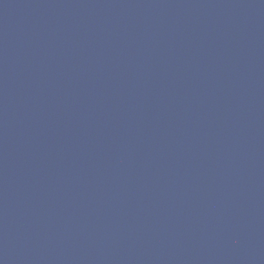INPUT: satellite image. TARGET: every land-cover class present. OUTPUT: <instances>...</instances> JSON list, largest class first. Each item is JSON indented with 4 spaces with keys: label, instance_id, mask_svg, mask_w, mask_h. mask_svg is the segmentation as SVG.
<instances>
[{
    "label": "water",
    "instance_id": "obj_1",
    "mask_svg": "<svg viewBox=\"0 0 264 264\" xmlns=\"http://www.w3.org/2000/svg\"><path fill=\"white\" fill-rule=\"evenodd\" d=\"M0 264H264V47L0 0Z\"/></svg>",
    "mask_w": 264,
    "mask_h": 264
}]
</instances>
